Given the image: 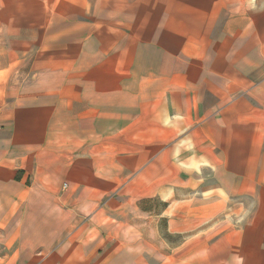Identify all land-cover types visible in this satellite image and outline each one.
<instances>
[{"label": "crops", "instance_id": "obj_1", "mask_svg": "<svg viewBox=\"0 0 264 264\" xmlns=\"http://www.w3.org/2000/svg\"><path fill=\"white\" fill-rule=\"evenodd\" d=\"M0 264H264V0H0Z\"/></svg>", "mask_w": 264, "mask_h": 264}, {"label": "rangeland", "instance_id": "obj_2", "mask_svg": "<svg viewBox=\"0 0 264 264\" xmlns=\"http://www.w3.org/2000/svg\"><path fill=\"white\" fill-rule=\"evenodd\" d=\"M162 224H163L162 225V237H163V242L166 244V245L164 244V250H163L164 254L170 256V254L172 252L177 251V247H178V253L181 256L184 252H186L187 245L195 243V242L202 244V240L199 237H197L195 239L187 238L186 234H178V235L171 236V234L168 233V229L166 226L165 219H164ZM238 224L239 223H237V221L234 220V218L232 216H230V214H229V215L222 216L221 221L217 220L215 222V224L214 223L207 224L205 226V230H208L210 228L209 230L213 232V231L219 230L220 226H224V225H230L231 226L232 225V226L237 227ZM196 233H198V232H196ZM196 236H198V235H196ZM217 241H218V239H215V240L210 239L209 242H210V244H212V243L217 242ZM197 257L198 256H196V258ZM180 260H181V257H180ZM184 262L185 261H182L181 263H184Z\"/></svg>", "mask_w": 264, "mask_h": 264}]
</instances>
